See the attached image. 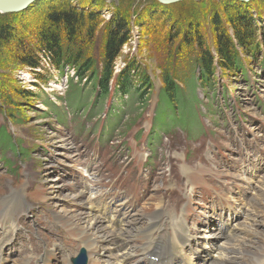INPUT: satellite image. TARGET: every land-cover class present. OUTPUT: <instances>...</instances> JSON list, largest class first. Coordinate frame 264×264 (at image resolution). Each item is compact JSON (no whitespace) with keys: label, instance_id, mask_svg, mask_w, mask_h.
<instances>
[{"label":"rangeland","instance_id":"rangeland-1","mask_svg":"<svg viewBox=\"0 0 264 264\" xmlns=\"http://www.w3.org/2000/svg\"><path fill=\"white\" fill-rule=\"evenodd\" d=\"M69 6L93 9L100 15L89 28L95 31V37L86 46L97 69L103 64L105 25L114 13H121L130 24L132 37L116 60L115 76H123L131 64H136L145 69L153 88L145 92L146 103L140 101L139 90L137 95L123 94L115 90V83L109 95H98L97 90L90 89L94 82H86L87 78L80 82L76 76L71 80L72 68L65 66L60 71L42 55L43 71L39 70V74L48 73L53 78L46 84L38 79V73L19 64L24 53L17 45L0 47V239L4 238L2 219L12 215L17 222L26 223L21 225L24 237L17 239L14 235L13 241L4 245L0 264H72L71 258L79 255L84 243L74 229L68 231L55 212L56 205H61L71 214L82 213L85 208L72 202V197L82 190L96 202L116 197L110 216L127 212L122 229L140 220L144 230L148 219L160 212L159 220L164 226L159 235L165 243H171L173 234H180L177 224L170 221L178 219L183 225L190 224L197 243L194 248H201L193 254L195 264L206 263L197 255L202 260L209 259L201 245L216 244L215 238L205 239L207 233L224 239L221 222H232L229 208H224L219 195L226 194L238 207L244 199L248 213L234 222L235 228L244 223L242 234L229 242L236 243L250 230L247 239L251 243L241 247L242 253L225 250L221 254L231 256L235 264H254L252 250L264 264V253L255 251L264 244V0L183 1L171 5L158 0H41L28 12L0 13V18L23 22V39L37 46L36 30L43 16L55 7ZM232 7L250 12L257 19L260 33L256 43L260 47L254 53L239 48L238 69L229 71L217 62L215 17L234 38L227 22ZM195 34L203 37V47L216 56L215 71L207 82L202 81L196 62L201 44L195 43L192 49L188 46ZM168 71L178 85L171 102L164 100L162 93ZM103 136L105 141L114 137L109 140L112 148L105 144ZM135 151L141 152V162L130 163L127 158H132ZM175 151H180L182 157L171 160ZM254 157L259 160L254 162ZM145 161L147 170L143 168ZM252 164L256 166L255 174L250 173ZM216 170L228 179L210 185L216 178L197 173L213 174ZM245 171L249 175L240 177ZM149 172L158 173L154 185L146 180ZM185 173L196 181L189 187H201L197 188L193 206L186 199L188 190H184L182 202H177V193L170 190L177 183L189 184ZM247 178L256 180L248 184L244 182ZM221 182L229 185L228 192L220 189ZM150 185L157 187L150 199L147 196L137 203ZM11 202L21 207L2 210L3 203ZM174 203L179 205L177 210ZM242 214L237 212V216ZM31 242L36 256L32 263ZM145 242L144 235H140L133 245L141 249ZM88 253V264H92L93 257L107 264L101 252ZM130 264L150 263L135 256Z\"/></svg>","mask_w":264,"mask_h":264},{"label":"trees","instance_id":"trees-1","mask_svg":"<svg viewBox=\"0 0 264 264\" xmlns=\"http://www.w3.org/2000/svg\"><path fill=\"white\" fill-rule=\"evenodd\" d=\"M230 9L227 13V22L234 33V38L230 36L228 28L221 23V19L218 16L215 17L217 62L220 63L222 68L229 71L238 69V63L240 62L239 48H243L244 52L249 49V51H252L251 53H254L260 47V43H256L257 34L260 33L257 19L254 20L250 12H244L240 8L232 7ZM99 16V13L93 9L86 10L77 6L55 7L48 11L37 25V46L36 44H30L31 42L26 43L23 39L22 26L25 25L23 22L19 21L17 23L15 20L0 18V47L10 46L9 44L17 45L19 50L24 53L19 64L30 68L34 73L39 74V70L43 71L42 58L40 57L42 55L44 58L47 56L49 60H52L54 68L56 66L60 71L61 69L65 70V66L72 68L74 75L71 80L75 76L80 82L87 78L86 82H94L90 89L97 90L96 94L98 95L100 93L105 96L109 95L111 82L115 78L116 80L113 83H115L117 92L137 95L139 90L140 101L146 103L147 100L144 99L145 92L147 89L152 90L153 84L150 82L145 69H141L136 64H131V68L123 76H115L116 60L120 56L123 47L130 42L132 37L129 22L119 12L114 13L105 25L102 52L103 64L100 69L94 67L95 63L87 52L86 46L95 37V31L89 28ZM195 43L201 44V54L196 62L202 72L200 75L202 81L207 82L210 75L215 71L214 60L216 56L211 53L210 49L203 47L204 39L200 37V34H195L194 40L188 41L190 49ZM172 75L171 71L166 73L165 86L162 90L163 98L168 102L174 101L178 88ZM45 76L39 74L38 79L46 84L53 81L48 73ZM137 76L139 77L138 80ZM134 77L136 80H134ZM202 85L205 87L206 83Z\"/></svg>","mask_w":264,"mask_h":264},{"label":"bare ground","instance_id":"bare-ground-1","mask_svg":"<svg viewBox=\"0 0 264 264\" xmlns=\"http://www.w3.org/2000/svg\"><path fill=\"white\" fill-rule=\"evenodd\" d=\"M115 80H116L115 78L112 80V82H111L112 85H113V82ZM231 144L236 145L234 142H232ZM228 151L231 152V149L228 150ZM140 155L141 154L139 153V156ZM181 157H182V154L180 153V151H175V153L173 155H171V160L172 159L177 160V158L180 159ZM193 167H195V166H193ZM182 170H184L186 172V168L185 167H183ZM197 173H198V176H200V177H206V178H210V179L216 178V180L211 181V182H214V184H210V185H215L218 182L217 180H220L221 178L224 177V176L220 175V171L219 170H216L213 174H206V173H204V171H200V172H197ZM149 174L150 175L147 177V180L149 182H153V185H154V183L157 182L156 181V179H157L156 176H157L158 173L151 172ZM240 175H241L240 177H242L244 175H249V174H248L247 171H245V172H242ZM184 176L186 178H188L189 184L188 185H184L182 183H177L178 187L176 186V187H174V188H172L170 190H172L173 192L177 193V197H178L177 202L184 201L183 194H184V192L186 190H188L186 199H189L190 202H191L190 203L191 206H193V204H194L193 201L195 200V198L197 196L198 189H200L201 187H199V188L198 187H189L190 185H193L196 181L194 179H192V177L189 174L185 173ZM263 179H264V177H263ZM139 180H140V178H139ZM153 185L152 186L151 185L148 186V188L150 190L149 191H145L140 196V198L137 201V203H139L142 199H145L147 196H149V199H150V197L152 196V195H150V193H152V192L154 193V191L157 189V187H153ZM208 187H210V186H208ZM220 188L224 189V188H226V186L222 185ZM80 192H82V193H77L74 197H72V202L75 205L81 206V208H85V210L87 212H85V210H83L82 213L71 214V213L67 212L66 210H64L63 208H61V205H56L58 207H57V211L55 212V214H56L55 217L58 218L61 221V223L68 229L69 232H72L71 228L75 230V234L77 235L78 240L84 243L83 246L86 249V251L89 252L88 254H90V255L92 254L93 255L95 253L98 254V252H101V254L107 259V261H105V262H107V264H128L129 260L134 255H136L137 253L141 255L140 256V261L141 262H147L145 260V258L150 259L149 257H151L153 255H156L154 249H152V248H149L146 251H143L142 253L141 252H136V250L132 249L131 243H132V240L134 241V239H136L140 235H144L145 238H148L150 236V232L155 230L156 227H157V223L154 220H159L160 212L156 216H154L150 221L148 219V224L152 222L151 226H150V229H148V227L146 226V228L143 230V228L141 227L142 221L140 223V220H137L135 222L132 221V222H130V226L128 228L122 229L121 228L122 222H121L120 219L116 218V219L107 220V217L105 216L104 207L100 208V207L96 206L92 202L91 198L89 196L87 197L85 192H83V191H80ZM219 200L221 201V204L224 207H226V206L229 207V210L232 212V214L235 217L237 216V210H236L237 208L233 206V204L231 203L230 199L225 194H221L219 196ZM243 200H240V206L244 205V201ZM3 204L4 205L1 208L3 210L4 207H5L6 208L5 212L13 211L10 208L12 206L15 207V208H20L21 207V205L18 206V202H15V203L11 202L10 204L9 203H6V204L3 203ZM251 204H252V201L249 202L248 206H251ZM178 206H179L178 203H174V205H173V207H175L176 210H177ZM167 207L169 209L170 205H167ZM199 209H201V208H199ZM203 210H204V208H203ZM174 215H172L171 217H175ZM253 219L255 220L254 222H257L256 221L257 220L256 217H253L252 220ZM105 220H106V222H105ZM135 224L136 225L138 224V226H135ZM243 224L244 223H241V224L239 223V225L236 226V232L237 233L235 232V230H231L230 229L227 237L224 238V237L221 236L224 239H220L219 235L216 234V233L215 234H211L212 232L211 233H207V236H206L207 238L205 237V239H213V238H215L216 240H215L214 243H216V244H215V246H213V245H210V243H207L206 247H208L209 249H207V251H205V252H206L207 258H209V259H205V260H202V261L206 262L205 264H210L211 260L214 261L211 264H235L234 261H236V260L232 259V257L229 256L228 254H224V253L221 254V251L225 252V250H228V251H232V252L242 253L243 251H241V250H243V249L241 247L243 245H246L247 242L251 243L249 237L247 239L248 233H249V236H250V230L247 231V233H246L247 235L239 237V239L237 240L236 243L229 242L231 240V238L235 239L236 237H238L239 234H242L243 230H242L241 226ZM240 231H241V233H240ZM131 235H134V237H131ZM191 236L192 235H186V234L180 236L178 234L176 238L172 239L171 246H172L174 252L168 258V261L164 262V264H173L175 261H173L172 259H173L174 255H175V253H179V255H181V258L179 259V261H176V262H178V263L185 262V264H192L191 258H188V259L183 258L185 256V253H186L185 250L191 248V246H192L193 237L190 238ZM255 236H259V235L255 234ZM249 247H250V245H249ZM256 250H257V252L264 253V244L260 248H256L255 251ZM245 251L248 252L247 250H245ZM212 253H213V256H211ZM250 253L253 255L252 260H253L254 264L263 263V260L261 259V256L256 255L252 250H251ZM238 255H240V254H238ZM161 257L165 258V256L163 254H161ZM159 261H161V260H159ZM230 261H233V263H230ZM150 263L151 264H158L157 262H154L151 259H150ZM92 264H101V262H100V260L95 259L93 257ZM199 264H201V263H199ZM237 264H241V263H237Z\"/></svg>","mask_w":264,"mask_h":264},{"label":"water","instance_id":"water-1","mask_svg":"<svg viewBox=\"0 0 264 264\" xmlns=\"http://www.w3.org/2000/svg\"><path fill=\"white\" fill-rule=\"evenodd\" d=\"M41 0H0V13L3 14H21L30 11ZM94 1V0H92ZM163 5L176 4L183 1H194L202 3L205 0H158ZM236 2L248 3L251 0H231ZM86 252L83 249L77 259H73L75 264H87Z\"/></svg>","mask_w":264,"mask_h":264}]
</instances>
